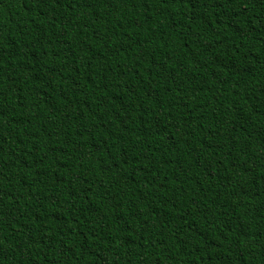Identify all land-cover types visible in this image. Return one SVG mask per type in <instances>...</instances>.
<instances>
[{
	"label": "trees",
	"instance_id": "obj_1",
	"mask_svg": "<svg viewBox=\"0 0 264 264\" xmlns=\"http://www.w3.org/2000/svg\"><path fill=\"white\" fill-rule=\"evenodd\" d=\"M0 264H264V0H0Z\"/></svg>",
	"mask_w": 264,
	"mask_h": 264
}]
</instances>
